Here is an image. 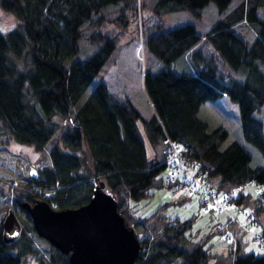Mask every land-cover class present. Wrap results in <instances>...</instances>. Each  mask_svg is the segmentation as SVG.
<instances>
[{
  "label": "trees",
  "instance_id": "obj_1",
  "mask_svg": "<svg viewBox=\"0 0 264 264\" xmlns=\"http://www.w3.org/2000/svg\"><path fill=\"white\" fill-rule=\"evenodd\" d=\"M210 1L222 18L205 34L190 20L166 26L167 13L187 8L200 16ZM231 4L232 0H150L144 14L142 0H0V7L15 16L11 27L0 29V139L12 135L38 148L53 139L52 164L31 175L8 204L24 218L20 235L5 241L3 218L0 221V264H21L29 252L36 254L37 264H74L48 239L43 237L47 246L39 244L42 236L22 201L39 196L57 207L78 206L89 199L99 179L119 196L120 210L141 235L137 264L229 262L214 257L211 234L189 236L192 217L170 216L163 205L144 212L130 202L164 185V149L173 140L182 155L199 161L206 179L223 189H239L237 204L253 206L262 214L264 190L254 195L243 185L255 181L264 186V163L252 164L250 152L238 139L223 145L227 128L209 129L198 114L204 101L227 94L238 102L244 136L264 154L263 120L255 113L264 105V17L258 12L264 0ZM134 21L144 45L169 64L204 38L206 55L194 52L201 66L191 72L170 66L146 68L143 88L153 109L147 116L123 91L110 90L101 77L79 103L120 44V34ZM237 29L253 35V40ZM83 37L98 46L76 58ZM247 224L234 223L237 235L229 244L234 246L230 252L236 253L228 264H264V252H239L247 228L255 223ZM260 235L264 247V224Z\"/></svg>",
  "mask_w": 264,
  "mask_h": 264
},
{
  "label": "rangeland",
  "instance_id": "obj_2",
  "mask_svg": "<svg viewBox=\"0 0 264 264\" xmlns=\"http://www.w3.org/2000/svg\"><path fill=\"white\" fill-rule=\"evenodd\" d=\"M149 1L150 0H142L144 14L149 8ZM240 1L241 0H232L231 5L233 6ZM258 12L261 17H264V8H260ZM220 18H222V13L219 11L216 3L210 1L202 8V14L200 16H194L187 8L179 12L167 13L166 26L174 25L175 22L183 23L190 20L194 22L199 33L205 34ZM14 21L15 16L0 7V26L3 27L0 29H8V27L14 24ZM108 27L114 28L111 23L108 24ZM84 30L87 31V28H84ZM137 30H139L138 23L134 21L120 34V44L103 64L97 76L88 86L87 91L80 97L78 100L79 103L84 100L94 82L101 77L105 79L110 90L115 92L119 90L123 91L130 97L141 113L147 116L152 113L153 109L143 88V73L146 68L156 71L159 68L170 66L178 72H191L196 66H201L195 63L194 47L184 52L170 64L167 63L152 53L144 44H141L143 36L141 35L142 33L139 34ZM237 31L244 33L245 38L250 42L254 38L250 33L246 34V32L240 29H237ZM203 39L204 38H201L194 46H198L196 51L199 50L203 55H206L205 48H207V46ZM120 45L122 46L120 47ZM97 46V43L89 42L86 37H83L81 39V48L76 54V58H84L87 54L95 50ZM140 47L141 55L143 53L144 58L138 55V49ZM255 113L263 120L264 135V105L256 110ZM198 114L206 119L209 129L218 125H223L227 128L228 135L224 139L223 145L227 144L232 139H238L250 152L252 164L264 163V154L262 151L254 143L249 141L242 132L240 110L237 101L224 93L216 99L204 101ZM138 124L142 129L141 119H138ZM59 134L60 133H57V137H59ZM52 141L53 139L48 141L43 147L38 148L34 143L20 141L12 135L3 137L2 140L0 139V221L4 218L9 209L8 204L13 202V196L16 194L15 192L18 190L21 191L26 185L29 177H31V169L35 168L37 170V175H39L45 166L52 164L49 155V147ZM149 153L151 155L152 150L149 149ZM10 186L14 189L11 190L12 194L8 195L7 193L10 192ZM245 188L246 190L251 189L254 195L256 194L253 185L247 184ZM132 201L130 203L140 211L149 212L159 205H163L164 212L170 216H179L181 218L192 217L193 223L188 230L189 236L196 238L211 234L210 237L213 242L211 250L214 252V257H219L220 261L226 260L230 263L235 256L236 252H230L234 246L222 243L219 232L214 230V225L217 220L223 223L227 221V214L224 212L226 210L220 213L218 219H212L210 216V209L200 202L197 195L185 197L180 192L174 194L164 185L152 187L150 195ZM16 214L21 223L24 224L22 214L17 211ZM261 215L262 223L250 225L247 237L244 239L245 245L239 252L243 253L245 250H253L257 253L264 252V247L260 244L258 237L254 235L263 228L264 210ZM237 218L238 221H244V212L241 211L237 215ZM45 240L46 239L43 237L39 238V244L43 247L44 245L47 246V243L44 242ZM21 264H37L36 254L33 252L27 253Z\"/></svg>",
  "mask_w": 264,
  "mask_h": 264
},
{
  "label": "water",
  "instance_id": "obj_3",
  "mask_svg": "<svg viewBox=\"0 0 264 264\" xmlns=\"http://www.w3.org/2000/svg\"><path fill=\"white\" fill-rule=\"evenodd\" d=\"M31 174L37 175L35 168ZM119 196L99 179L89 199L78 206L57 207L34 196L23 200L35 231L67 254L74 264H137L142 241L135 227L120 210ZM3 237L15 240L22 223L10 207L3 218Z\"/></svg>",
  "mask_w": 264,
  "mask_h": 264
},
{
  "label": "built area",
  "instance_id": "obj_4",
  "mask_svg": "<svg viewBox=\"0 0 264 264\" xmlns=\"http://www.w3.org/2000/svg\"><path fill=\"white\" fill-rule=\"evenodd\" d=\"M177 143L170 140V143L165 150V181L168 188L176 192L185 190L197 193L201 198L205 207H208L213 218H217L218 214L232 207L234 211L229 212L232 219H237L238 212H244V221L258 223V218L251 207H241L237 204L236 198L239 196V189H223L216 183L208 180L204 176V172L200 167L199 161L195 159H187L177 149ZM255 183L258 193H263V185ZM217 228L221 231V237L224 242L229 241L233 235V230L228 225L221 223L217 224Z\"/></svg>",
  "mask_w": 264,
  "mask_h": 264
},
{
  "label": "crops",
  "instance_id": "obj_5",
  "mask_svg": "<svg viewBox=\"0 0 264 264\" xmlns=\"http://www.w3.org/2000/svg\"><path fill=\"white\" fill-rule=\"evenodd\" d=\"M261 218H262V215H261ZM239 233V240H240V236H241V234H242V231L240 230V232H238Z\"/></svg>",
  "mask_w": 264,
  "mask_h": 264
}]
</instances>
